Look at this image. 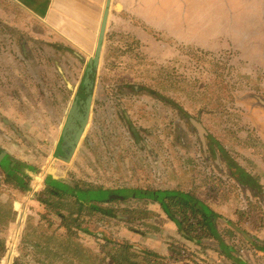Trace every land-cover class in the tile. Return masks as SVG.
<instances>
[{
    "label": "rangeland",
    "instance_id": "374dc122",
    "mask_svg": "<svg viewBox=\"0 0 264 264\" xmlns=\"http://www.w3.org/2000/svg\"><path fill=\"white\" fill-rule=\"evenodd\" d=\"M153 1L154 11L159 4L157 0ZM194 1L197 6L193 11L194 15L191 13L190 22H186L184 26H181L177 18L168 19L167 12L164 17L157 15L149 25L141 26L142 23L139 22L137 32L146 39L137 38L138 40L130 43H120L122 36L134 35L128 28L119 30L116 34L111 29L103 66L109 69V73H101L102 81L98 78L93 81L91 91L95 100L91 121L70 162L58 159L54 148L46 142L40 145L45 154L37 159L33 155L34 148L26 138L33 140L35 136L29 132L21 134L14 126H4L3 131L7 137L15 136L23 142V148L28 150L29 161L16 156L18 152L15 148L22 146L16 140L6 143L2 138L1 147L16 159L39 170L36 175H32L31 184H35L40 173L46 178L52 171L62 175L67 170L95 185H108L116 189L148 187L189 191L195 186L200 189L201 185L211 183L229 190L219 207L225 216L237 220V211L247 209L248 197L238 189H233L230 184L223 183L225 175L218 177L222 181L219 185L218 181L212 182L214 178H210L209 172L202 183L194 182L185 173L178 152L193 155L198 145L195 134L185 129L189 122L182 117L178 107L198 119L203 128L208 129L210 135L216 137L230 152L236 163L253 175H260L264 183V114L254 107L251 98L259 96L264 99V0H191V3ZM170 2V7L179 5L173 0ZM166 8L164 5V11ZM124 17L128 19L130 13L125 12ZM142 30L146 34H142ZM0 32H3L1 26ZM2 49L0 47V58L4 57ZM115 55L127 59L116 63L112 60ZM115 74L125 79L113 76ZM60 82L63 80L60 79ZM121 84L145 86L157 95L139 91L119 96L109 89L103 98L96 99L99 85L113 87ZM157 96L170 98L174 104L164 102ZM125 101L130 104L129 110L133 109L130 114L134 125L140 131L151 134L147 144L149 141L162 142L164 148L150 143L141 152H136L133 143H126L128 135L125 125L120 124L123 117L119 113V109H125ZM181 132L186 135L182 143L179 142ZM171 137L176 138L174 146ZM188 143L190 147L185 150ZM110 148L114 149V153L121 152L126 158L114 153L107 154ZM115 167H120L119 174H113ZM5 182L4 174L0 171V197L7 201L1 207L12 211L13 205L25 202L21 200L25 195L12 190ZM201 193L205 195L204 192ZM149 209L158 214L159 222L164 223L167 229L175 231L174 225L167 220L159 206L153 205ZM19 210L21 215L22 208L19 207ZM248 210L252 214L251 205ZM0 221L3 222L1 219ZM59 223L55 214L38 204L37 207L27 206L19 222L10 219L9 222L1 223L0 231L1 234L4 231H9L10 234L25 229L20 232L19 238H12L10 235L5 238L8 250H15L11 257L19 258L21 264H58L45 260L43 255H47V250H36L33 244L38 240L51 241ZM259 227L247 225L252 234L264 240V228L260 232ZM27 231L30 236L26 234ZM114 232L123 239L167 257L171 264H220L217 254L196 253L190 243H185L189 248L186 256L177 260L170 251V240L166 237H142L125 228H115ZM80 243L90 251L86 264H111L109 260H105L108 250L102 249L103 241L82 236ZM6 257L0 246V263L5 262ZM247 259L251 264H264L263 259L257 260L250 255Z\"/></svg>",
    "mask_w": 264,
    "mask_h": 264
},
{
    "label": "trees",
    "instance_id": "16d2710c",
    "mask_svg": "<svg viewBox=\"0 0 264 264\" xmlns=\"http://www.w3.org/2000/svg\"><path fill=\"white\" fill-rule=\"evenodd\" d=\"M97 89H99L96 92L97 100L103 98L109 89L119 96H128L139 91L157 95L145 86L130 84L113 87L99 85ZM157 97L174 104L170 98ZM251 98L254 107L264 114L263 97ZM93 99L91 92L83 101L77 125L73 127L74 138L88 125ZM124 105L125 109H119V113L123 117L120 124L125 125L128 135L126 143H133L135 151L141 152L148 144L154 142L149 141L147 144L151 134L140 131L134 125L130 114L133 109L129 110L130 104L126 101ZM178 108L185 121L189 122L185 129L195 134L198 145L193 155L178 152L185 173L189 174L194 182L202 183L207 179L209 172L210 178H214L212 182L218 181L219 185L222 181L218 177L225 175L227 179L223 178V183L230 184L233 189H238L248 197V206L251 205L253 209L252 214L250 210L247 211V206L246 210L237 211V220L225 216L219 207L220 202L225 200V193L229 194V190L227 187L218 188L211 183L201 185L200 189L195 186L189 191L157 190L148 187L116 189L108 185H95L67 170L62 175L50 172L44 180L42 189L34 192L31 185L32 175H36L39 170L16 159L0 145V171L4 174L5 184L27 197L32 196L40 206L48 208L55 214L60 222L51 241L38 240L33 244L36 250L40 248L47 250V255H43L46 257L45 260H52L58 264H86L90 251L80 243V239L87 236L96 241H103L102 249L108 250L105 260H109L111 264H171L167 257L119 237L114 232L115 228H125L133 234L152 239L158 235L168 238L170 251L177 260L186 256L189 251L185 243L192 244L196 253L217 254L220 264H251L247 259L249 255L257 260H264V240L247 229V225L256 228L264 224V183L260 175H253L236 163L230 152L216 137L210 135L208 129L203 128L198 119ZM180 137L179 142L182 143L186 135L181 132ZM175 139L171 137L173 146ZM154 144L164 148L162 142ZM189 147L190 143L184 149ZM108 151L107 154L114 153L112 148ZM114 154L126 158L121 152L116 151ZM89 164L91 165L90 162ZM118 172L120 167H115L113 174H119ZM196 190L198 191L194 192ZM153 205L160 207L167 220L174 225V232L159 222L158 214L149 209ZM18 210L19 205H13L12 211L0 206V219L3 222H9L10 219L15 221ZM258 214L259 216H256ZM3 222L0 221V224ZM263 228L264 226L259 227V231L261 232ZM0 246L4 247L1 240ZM4 252L5 256L9 255V251ZM10 260V264H21L19 258L10 257Z\"/></svg>",
    "mask_w": 264,
    "mask_h": 264
},
{
    "label": "crops",
    "instance_id": "0c3cea01",
    "mask_svg": "<svg viewBox=\"0 0 264 264\" xmlns=\"http://www.w3.org/2000/svg\"><path fill=\"white\" fill-rule=\"evenodd\" d=\"M173 2L179 5L170 7V0H157L159 10L153 11V0H111L105 41L99 65L94 68L93 58L109 0H0V26L3 29L0 32V47L4 50V57L0 58V140L23 143L15 136L5 135L3 129L7 123L21 134L29 132L35 136L33 140L26 138L34 148L35 152L32 153L37 159L45 154L40 145L46 142L54 148L58 159L62 157L68 160L76 140L73 127L77 125L83 101L91 94L93 81L97 78L102 81L101 73H109V69L103 66L111 29L115 33L128 28L136 38L122 36L120 43H130L132 40L146 39L138 34L137 24L149 25L159 14L164 17L167 12L168 19L177 18L184 26L190 22V15L197 7L196 2ZM125 12L130 13L128 19L124 17ZM140 32L146 34L144 30ZM115 56L112 60L116 63L127 59ZM113 76L125 79L119 74ZM90 121L91 115L88 125ZM79 144L80 141L73 151L74 157ZM15 149L17 157L29 161L28 150L23 145ZM45 179L44 174L40 173L35 184H31L35 192L42 189ZM21 200L25 202L19 204L22 210L21 215L18 212V222L27 206L38 205L32 196H25ZM6 203L5 198L0 197V206ZM21 231L25 229L10 234L9 231L2 234L0 231L4 250L9 251L5 238L8 235L17 238ZM5 259L0 264H10L9 257Z\"/></svg>",
    "mask_w": 264,
    "mask_h": 264
},
{
    "label": "water",
    "instance_id": "95a60500",
    "mask_svg": "<svg viewBox=\"0 0 264 264\" xmlns=\"http://www.w3.org/2000/svg\"><path fill=\"white\" fill-rule=\"evenodd\" d=\"M110 2H111V0H109L108 6H107V8L105 10L103 21H102V24H101V30H100L99 37H98L99 38L98 45H97V49H96V52H95V55H94V58H93L94 68L98 67V65H99L100 56H101V52H102V46H103V43L105 41L107 23H108V19H109ZM84 131H85L84 129H81L79 131V133H78V135L76 137V140L72 144V153L68 157V160H65V159L59 157L61 160L65 161V162H70L71 156L73 155V151H75L77 144L79 143V141L83 137Z\"/></svg>",
    "mask_w": 264,
    "mask_h": 264
},
{
    "label": "built area",
    "instance_id": "2783aa9c",
    "mask_svg": "<svg viewBox=\"0 0 264 264\" xmlns=\"http://www.w3.org/2000/svg\"><path fill=\"white\" fill-rule=\"evenodd\" d=\"M14 253H15V250L13 248H11L10 251H9V255H10L9 259H10L11 256L14 255Z\"/></svg>",
    "mask_w": 264,
    "mask_h": 264
}]
</instances>
